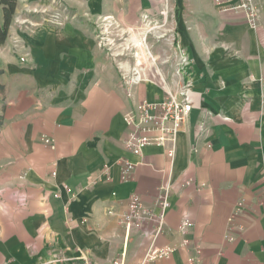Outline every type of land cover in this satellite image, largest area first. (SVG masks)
Here are the masks:
<instances>
[{
    "label": "crops",
    "instance_id": "obj_1",
    "mask_svg": "<svg viewBox=\"0 0 264 264\" xmlns=\"http://www.w3.org/2000/svg\"><path fill=\"white\" fill-rule=\"evenodd\" d=\"M49 1L17 0L0 41V264H141L169 244L147 264H264V6L251 27L214 0H65L87 16H116L134 41L162 47L175 37L153 49L168 59L157 66L168 81L178 63L192 80L193 110L172 157L156 143L140 155L125 145L127 114L165 95L155 73L130 95L87 17L18 29L22 11ZM11 33L30 62L10 50ZM123 157L136 163L129 180ZM133 194L155 219L127 229ZM185 219L194 225L181 236Z\"/></svg>",
    "mask_w": 264,
    "mask_h": 264
},
{
    "label": "built area",
    "instance_id": "obj_2",
    "mask_svg": "<svg viewBox=\"0 0 264 264\" xmlns=\"http://www.w3.org/2000/svg\"><path fill=\"white\" fill-rule=\"evenodd\" d=\"M52 8L44 9L41 13L46 22L54 25H62L66 19L75 18L77 13L68 7V5L61 0H53ZM217 9L224 13H241L248 20L251 27H257L260 23V15L263 10V4L258 0H214ZM57 5H59L57 7ZM105 18V17H104ZM161 37V36H160ZM160 37H156L158 40ZM144 41L146 38H142ZM141 45V41L139 42ZM137 45V41L135 44ZM136 46V48H137ZM148 62L149 59L155 62L157 55L151 49H147ZM142 52L134 50L131 58L134 60V65L128 67L126 65L121 67V77L127 87V92L131 95V87L133 84L140 82L142 79L148 77L151 72L158 75L157 78L163 83L165 88V95L161 100H144L138 106L137 110L127 114L126 121L131 126V130L126 138L125 145L134 155H140L144 148L156 143L166 146L168 155L174 156L176 152V140L179 131L184 123L189 119L193 104L190 97L192 88V80L183 81L185 71L183 63H178L173 71L175 80L168 81L161 70L157 68L158 65L143 63L141 60ZM146 56V55H145ZM147 58V56H146ZM27 58L21 57V61L25 62ZM168 59L161 60L159 64L166 63ZM126 64V63H125ZM133 72V76H128L127 72ZM151 75V74H150ZM46 143H51L48 138H45ZM123 180L132 178L136 163L130 158L123 157L118 163ZM193 179H189L187 184H191ZM162 213L159 219H163V211L170 206L167 193L163 195L160 202ZM155 219V214L150 207L136 194L130 196L128 200L127 210L123 214V224L127 229L136 225H142ZM194 223L190 219H185L179 228V235L184 236L193 227ZM185 244L183 239L182 245ZM176 245L169 244L162 247L149 249L141 264H147L165 256H168ZM203 249L201 246L198 251Z\"/></svg>",
    "mask_w": 264,
    "mask_h": 264
},
{
    "label": "rangeland",
    "instance_id": "obj_3",
    "mask_svg": "<svg viewBox=\"0 0 264 264\" xmlns=\"http://www.w3.org/2000/svg\"><path fill=\"white\" fill-rule=\"evenodd\" d=\"M62 2L66 3L65 0H61ZM52 5L55 6L54 1L50 0L49 3L46 6H33L31 8H27L24 11H22L19 16L16 18L17 22V27L20 29L22 32H29V33H35V30L42 20H44V16L41 13L42 10L44 9H49L51 10ZM59 5H57L58 7ZM77 13L76 18H88L90 24H92L94 28V33L98 39V45H100L102 48L107 51V54L113 59L115 62V66L121 75V67L126 65L128 67L134 65V60L131 58L132 53L134 50H138L139 52H142L141 60H143V63L147 65L153 64V68L155 65L161 66L159 62L162 60V58L157 57V60L153 62L152 60L149 59L148 62V55H147V49H154V46L161 47L159 43L156 45L153 44V41L151 40V36H145L144 38L145 41L142 38L137 39V45L135 44V41L133 40V36L131 35L132 32L130 29H127V27H124L118 20L116 16H111L107 15V17H103V15L100 16H93L91 12V16H87L89 13L86 12L84 13L82 10L75 11ZM42 14V15H41ZM85 14V15H84ZM42 16V18H40ZM41 21V22H40ZM45 21V20H44ZM150 37V39H147ZM10 38V50L18 56L19 60L21 61V57L24 56L27 58L26 63L30 62L31 58V53L28 45L26 44L23 36L19 34H13L11 33L9 35ZM174 39L169 42L168 45L165 43L163 44L164 48L170 47L171 45H174ZM141 41V45L139 42ZM177 43L175 42V45ZM137 46V48H136ZM161 47V49H162ZM162 49V50H163ZM154 52V51H153ZM147 58H146V56ZM23 62V61H21ZM126 63V64H125ZM130 65V66H129ZM163 65V64H162ZM133 72L129 71L127 72L128 76H133ZM157 77L158 75H152V77ZM1 100H4L2 97Z\"/></svg>",
    "mask_w": 264,
    "mask_h": 264
},
{
    "label": "trees",
    "instance_id": "obj_4",
    "mask_svg": "<svg viewBox=\"0 0 264 264\" xmlns=\"http://www.w3.org/2000/svg\"><path fill=\"white\" fill-rule=\"evenodd\" d=\"M0 4L4 12L3 24H0V41H4L9 27L12 24L13 15L17 7V0H0Z\"/></svg>",
    "mask_w": 264,
    "mask_h": 264
}]
</instances>
